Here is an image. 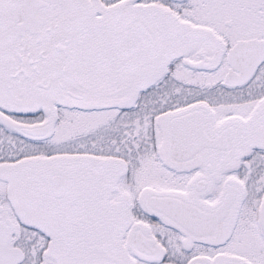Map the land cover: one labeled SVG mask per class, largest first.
<instances>
[{
	"label": "snow or ice",
	"instance_id": "1",
	"mask_svg": "<svg viewBox=\"0 0 264 264\" xmlns=\"http://www.w3.org/2000/svg\"><path fill=\"white\" fill-rule=\"evenodd\" d=\"M0 264H264V0H0Z\"/></svg>",
	"mask_w": 264,
	"mask_h": 264
}]
</instances>
